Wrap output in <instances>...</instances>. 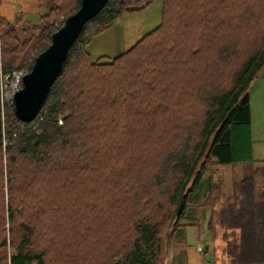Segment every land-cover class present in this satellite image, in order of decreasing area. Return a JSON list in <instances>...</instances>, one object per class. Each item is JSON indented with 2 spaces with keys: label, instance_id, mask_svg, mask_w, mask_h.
<instances>
[{
  "label": "trees",
  "instance_id": "trees-1",
  "mask_svg": "<svg viewBox=\"0 0 264 264\" xmlns=\"http://www.w3.org/2000/svg\"><path fill=\"white\" fill-rule=\"evenodd\" d=\"M81 2L37 0L48 13L36 24L0 21V264H169L203 171L240 166L230 193L213 182L202 206L218 216L226 264H264L249 93L264 72V0H161L157 28L94 60L97 35L152 4L108 0L24 122L13 76Z\"/></svg>",
  "mask_w": 264,
  "mask_h": 264
},
{
  "label": "rangeland",
  "instance_id": "rangeland-1",
  "mask_svg": "<svg viewBox=\"0 0 264 264\" xmlns=\"http://www.w3.org/2000/svg\"><path fill=\"white\" fill-rule=\"evenodd\" d=\"M2 6H12L15 15H25V20L35 23L40 11L36 0H1ZM37 7V8H36ZM32 14H31V13ZM41 12L48 13L42 9ZM161 0H152V4L139 12H126L100 35H97L89 47L94 60L100 57L114 58L130 49L144 35L161 24ZM14 15V16H15ZM12 16V19H14ZM39 21V20H38ZM251 115L252 141L255 168H264V72L251 87ZM253 167V165H252ZM244 172L242 167L224 170V168H207L196 190L188 197L180 224L185 225V234L181 241H174L169 249V264H226L224 259L225 244L221 239L222 230L218 223V216L212 208L202 204L210 197L209 186L214 182L223 185V193H230L231 183L239 181ZM213 229H210L211 223ZM217 236V237H216ZM230 239H233L232 237ZM202 245L204 252L198 251Z\"/></svg>",
  "mask_w": 264,
  "mask_h": 264
},
{
  "label": "water",
  "instance_id": "water-1",
  "mask_svg": "<svg viewBox=\"0 0 264 264\" xmlns=\"http://www.w3.org/2000/svg\"><path fill=\"white\" fill-rule=\"evenodd\" d=\"M108 0H82L80 9L66 19L61 28L52 35L51 45L40 53L30 72L24 75L22 87L13 95L17 117L24 122H32L40 112L56 79L63 71L69 52L85 25L95 18ZM183 196L178 208L180 217L184 207Z\"/></svg>",
  "mask_w": 264,
  "mask_h": 264
},
{
  "label": "crops",
  "instance_id": "crops-1",
  "mask_svg": "<svg viewBox=\"0 0 264 264\" xmlns=\"http://www.w3.org/2000/svg\"><path fill=\"white\" fill-rule=\"evenodd\" d=\"M2 2L0 1V16H1V19H5V20H14L15 18H16V16L17 15H15V11H14V9H13V7L10 5V6H2V4H1ZM34 3H36L37 4V0H36V2H34ZM38 5V4H37ZM37 8V7H36ZM31 13V12H30ZM32 13H34V14H39V16H38V20H39V17H40V15H44V13L45 12H41V10L40 11H33ZM31 13V14H32ZM15 15V16H14ZM12 16H14V19H12ZM21 16H25L24 14L23 15H21ZM38 20L36 21V22H38ZM27 21H29V22H31V23H34V24H36L35 22H33V21H31V20H27ZM255 84V83H254ZM251 97V96H250Z\"/></svg>",
  "mask_w": 264,
  "mask_h": 264
},
{
  "label": "built area",
  "instance_id": "built-area-1",
  "mask_svg": "<svg viewBox=\"0 0 264 264\" xmlns=\"http://www.w3.org/2000/svg\"><path fill=\"white\" fill-rule=\"evenodd\" d=\"M0 21H1V16H0ZM23 77H24V74L23 73H15L14 74V76H13V78L15 80V86H14V88L16 89V91H18L19 89H21ZM19 86H21V87L18 88ZM198 251L200 253H203L204 252L202 245L198 246Z\"/></svg>",
  "mask_w": 264,
  "mask_h": 264
}]
</instances>
